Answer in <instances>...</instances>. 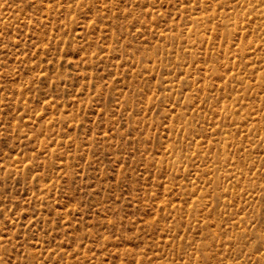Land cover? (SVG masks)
<instances>
[{
  "label": "rangeland",
  "instance_id": "rangeland-1",
  "mask_svg": "<svg viewBox=\"0 0 264 264\" xmlns=\"http://www.w3.org/2000/svg\"><path fill=\"white\" fill-rule=\"evenodd\" d=\"M0 264H264V0H0Z\"/></svg>",
  "mask_w": 264,
  "mask_h": 264
}]
</instances>
